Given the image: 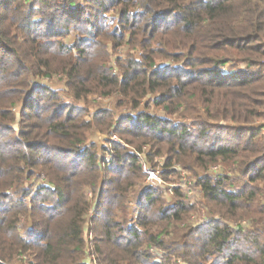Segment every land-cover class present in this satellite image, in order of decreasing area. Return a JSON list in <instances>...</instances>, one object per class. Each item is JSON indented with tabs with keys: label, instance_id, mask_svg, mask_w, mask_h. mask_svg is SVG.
I'll use <instances>...</instances> for the list:
<instances>
[{
	"label": "trees",
	"instance_id": "16d2710c",
	"mask_svg": "<svg viewBox=\"0 0 264 264\" xmlns=\"http://www.w3.org/2000/svg\"><path fill=\"white\" fill-rule=\"evenodd\" d=\"M170 59L180 67H157ZM55 77L63 91L41 83ZM91 96L133 111L151 99L165 116L92 114ZM261 122L264 0H0V264H89V253L98 264H264ZM96 134L107 136L102 156ZM143 153L164 160L166 180L175 166L206 173L221 162L246 181L200 176L207 215L222 220L182 228L197 207L181 190L171 205L145 189ZM138 186L129 226L117 212ZM89 191L99 200L90 222ZM244 220L248 231L226 223Z\"/></svg>",
	"mask_w": 264,
	"mask_h": 264
},
{
	"label": "rangeland",
	"instance_id": "374dc122",
	"mask_svg": "<svg viewBox=\"0 0 264 264\" xmlns=\"http://www.w3.org/2000/svg\"><path fill=\"white\" fill-rule=\"evenodd\" d=\"M117 16L118 14L116 12H110L107 16V19L109 20V22H113L117 19ZM111 47V46H110ZM128 50L129 48L128 47H122V48H119L116 53L115 51L111 52L112 54V57H111V66H113L115 69H116V61H117V58L118 57H124V56H127L128 54ZM131 54L137 59V60H140L142 57H143V52L141 50H133L131 52ZM181 63L180 64H175L173 63V60H167V61H159L157 63V67L158 68H164V67H170V68H178L180 67ZM228 72L230 71L231 73L232 72H243V70H247V68H245L244 66H242V64H239V63H236V64H228L227 66H225V68ZM116 71V70H115ZM226 71V72H227ZM248 71L250 72H254V71H257V69H249ZM117 73H118V70H117ZM41 83H43L44 85L48 84L50 85L52 88L56 89V90H59V91H63L64 88H65V81L63 80V78L61 77H55L53 78L52 80H42ZM89 108H90V111L92 112V114H94L96 112L97 109H111L112 111L115 112V115L118 117L120 116H123V115H135V114H138V113H141L145 110L147 111H150L152 114H160L162 116H165L163 114V112L161 110H159L158 108H156L152 102L151 99H146L144 100V102L141 104L140 108L137 110V111H133L131 110L129 107L127 108H122V109H117L116 107V100L114 98H111L109 100H105V99H102L100 97H97L95 98L94 96H91L89 98ZM150 104V108L149 109H146V104ZM80 106H84L86 105V103H78ZM14 113L15 115L17 116V120H16V123H14V127L17 128V125H18V122H19V119H20V106H17L15 109H14ZM174 119V122H178L179 120L177 118H172ZM180 121H183V122H186L187 120L186 119H183V120H180ZM257 127L261 128V137L264 136V122L262 123H257L256 125ZM113 138V137H112ZM111 138V140H112ZM106 140H107V136L105 135H100V134H96L94 137L91 138L90 140V143H94L96 144L97 146V149H98V153L100 156H102V149L104 147L107 146V143H106ZM112 141H119V139L117 138V140H112ZM145 154V153H143ZM147 160V159H146ZM155 166H152L154 167L155 169H160V170H165V168L163 167L164 166V160L163 159H156V164H154ZM213 167H216V168H219L218 170L214 171L212 170L211 171V168ZM175 168H178L179 170H181L182 172H186V175H188L187 177H191L193 182H196L194 183V188H193V195L191 196V198H188L186 197V199L191 203V204H194L196 207H197V211L193 214H191L188 219L186 220L185 223L182 224V228H186V227H196V226H199L201 225L202 223L204 222H207L209 220H211L212 218H215L217 220H222V218H220L219 216H209L207 215V210H206V207H205V196H204V193L202 191V188L199 186L198 184V180L200 176H204L206 174H209V175H229V176H232L233 180L235 181L234 183L237 185V186H240V184H243L245 183L246 179H244L242 176L238 175L237 173H234L233 172V168L229 167V165L225 164V163H221L219 162V164H216V165H213L209 168V170L205 173V172H201V171H196V173H191L183 168H181L180 166H175L174 167V171H175V174L174 175H169L168 176V180H166L168 183H175V182H178L181 178V172L180 171H177ZM165 172V171H164ZM232 173H234L235 175H233ZM180 177V178H179ZM46 180L42 177L40 179H37L35 181V187L39 186V185H43V184H46ZM144 185H145V181H144ZM144 186H138L135 190H132L130 191L129 195H128V199H127V202H126V212H124L123 214H120V212L118 211V216H119V220H121L122 222L126 220V222H128V225L129 226H133L135 225V222H137V219L138 217L137 216H140L139 212H140V205L138 203V196L140 195V191L141 189L143 188ZM260 189L264 190V185L261 184L260 185ZM170 194L168 193V195H165L166 196V199L167 201H169L172 205V199H173V196H169ZM87 197H88V200H90L91 204H92V209L87 217V220L88 222H90V218H93L96 214V210H97V206H98V197H96L95 194H92V192H87ZM225 222V220H224ZM227 224H229L230 226H232L233 228L235 229H243V230H246L248 231L249 229L252 228V225H251V222L248 221V220H244V221H237V222H229V221H226ZM89 228V226H88ZM260 229H263L264 228V225L261 226V227H258ZM85 236H88L90 237L91 236V240H93V237L92 235H90V231L88 229H86V232H85ZM89 234V235H88ZM152 253L154 254V257H160V255L158 254H163L161 253V251L157 250V249H151ZM88 258V262L89 264H98L97 262V258L96 256H93L89 253V256H87ZM162 258H164V255L162 256ZM23 260H26V258H22ZM160 260V259H158ZM173 264H184L181 260H177V259H174L173 260Z\"/></svg>",
	"mask_w": 264,
	"mask_h": 264
},
{
	"label": "built area",
	"instance_id": "2783aa9c",
	"mask_svg": "<svg viewBox=\"0 0 264 264\" xmlns=\"http://www.w3.org/2000/svg\"><path fill=\"white\" fill-rule=\"evenodd\" d=\"M112 140H117V137H113ZM142 164V171L145 175V189L146 188H160L163 189L165 194L169 196H174L176 190H181L186 197L191 198L193 195L194 183L192 178L186 175V172H182L178 168H175L177 171L181 172V178L178 182L168 183L164 178V171L160 169H155L152 167L146 160L145 154L139 155ZM219 168L213 167L211 171L218 170ZM214 175V174H213ZM138 217V216H137Z\"/></svg>",
	"mask_w": 264,
	"mask_h": 264
}]
</instances>
